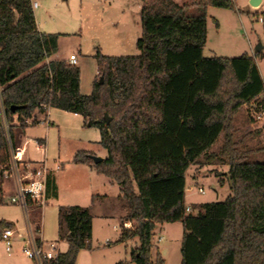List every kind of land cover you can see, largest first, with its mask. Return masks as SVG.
<instances>
[{"label": "trees", "instance_id": "16d2710c", "mask_svg": "<svg viewBox=\"0 0 264 264\" xmlns=\"http://www.w3.org/2000/svg\"><path fill=\"white\" fill-rule=\"evenodd\" d=\"M158 1L142 0L140 55L97 53L98 77L92 93L82 95L78 66L48 62L58 52L59 36L38 30L33 1L0 0V95L10 136L16 125L25 129L36 113L52 108L80 115L84 126L99 130L107 158L95 165L91 152L79 151L73 163L120 187L128 213L118 243L139 240L133 263L165 264L159 251L153 257L154 232L158 225L180 222L181 264H264V163L247 162L249 152L241 151L234 124L245 105L260 102L258 54L204 56L208 9L235 12V0ZM260 21L264 31V13ZM220 138L219 154H212ZM0 159L1 205V173L9 161L1 117ZM202 159L228 167L232 194L194 215L186 211V177ZM56 190L49 177L48 197L56 198ZM30 208L40 245L41 210ZM58 218L68 249L43 264H76L92 239L91 213L60 207ZM8 229L14 224L0 221V239Z\"/></svg>", "mask_w": 264, "mask_h": 264}, {"label": "rangeland", "instance_id": "374dc122", "mask_svg": "<svg viewBox=\"0 0 264 264\" xmlns=\"http://www.w3.org/2000/svg\"><path fill=\"white\" fill-rule=\"evenodd\" d=\"M34 1L39 6L34 10L38 30L59 36L58 52L50 60L69 62L71 55L77 58L76 66L81 70L82 95H90L93 91L98 77L95 58L97 53L108 57L140 55L136 44L142 35V0ZM172 1L185 5L192 0ZM235 4V12L208 9V41L204 56L256 57V49L260 47L262 51L256 57V62L264 77V31L260 21L261 14L264 13V0L258 8H252L250 0H235ZM253 107L254 104H247L236 115L235 138L242 142L241 151L249 152L247 162L264 163V119L257 121L253 118ZM47 115L36 113L34 116L38 117V123L32 120L25 129L18 125L13 129L17 138L20 136L23 143H29L25 148L28 147V154L32 159H41L42 154L36 151L35 146L39 140H45L43 148L46 166L59 181V199L51 198L49 204L40 209L42 234L39 237L48 243L57 242L59 253H65L67 244L62 236L66 231L61 232L59 229V209L73 206L86 208L93 220L92 239L88 247L78 254L76 264H135L131 258L135 247L139 246V240L118 243L121 222L116 213L120 208L113 199L114 192L106 183L108 179L93 173L87 165L73 163V157L79 151H91L97 157L107 158V152L97 144L100 140L99 130L84 126L81 117L59 109L52 108ZM5 126L8 130V126ZM221 144L222 138L212 154H219ZM205 162L202 159L203 165L190 167L186 177V207L194 215L203 211V205L224 202L232 194L227 182L228 167L223 163H216L218 160L208 165ZM2 183L0 221L16 223L19 233L24 236L27 233L24 213L20 207L10 203L14 185L11 181L2 180ZM99 194H108L111 199L100 201L95 208ZM29 217L31 232L37 237L31 208ZM182 239L183 228L180 222L158 225L152 240L153 257L159 251L165 264H181ZM23 246L20 240L15 239L12 252L7 253L6 244L0 239V264H31L32 261L23 253Z\"/></svg>", "mask_w": 264, "mask_h": 264}, {"label": "built area", "instance_id": "2783aa9c", "mask_svg": "<svg viewBox=\"0 0 264 264\" xmlns=\"http://www.w3.org/2000/svg\"><path fill=\"white\" fill-rule=\"evenodd\" d=\"M37 3L33 4V9H37ZM71 65L77 64V58L71 55L69 58ZM264 80V77H263ZM251 108L252 116L257 121L264 119V90L259 100ZM0 117L5 132L7 148L9 152V161L2 169L1 178L5 181H11L14 185V194L10 198V203L22 209L26 222L27 233L23 236L22 243L24 255L30 259L33 264H43L46 261L57 259L60 254L55 243L45 244L41 238V244L37 243V237L31 232V222L29 221V208L43 209L47 205V181L49 169L46 162L30 164L25 158V147H16L9 133V126L5 118V112L0 95ZM8 130H6V126ZM204 194L202 189H199ZM187 213L191 212L190 208L186 209ZM21 234L14 229H8L2 234L1 240L6 244V251L10 253L13 248V240L20 239Z\"/></svg>", "mask_w": 264, "mask_h": 264}, {"label": "crops", "instance_id": "0c3cea01", "mask_svg": "<svg viewBox=\"0 0 264 264\" xmlns=\"http://www.w3.org/2000/svg\"><path fill=\"white\" fill-rule=\"evenodd\" d=\"M33 1V4L34 3H36L34 0H32ZM262 4V3H261ZM252 48V47H251ZM254 57V56H253ZM52 60H48V62H51ZM53 61H56V60H53ZM60 61V60H59ZM258 65V64H257ZM259 69V68H258ZM260 71V70H259ZM260 74H261V72H260ZM80 86H81V83H80ZM81 90V89H80ZM50 110V109H49ZM48 113V112H47ZM43 115H47V114H43ZM74 116H79V117H81L80 115H75V114H73ZM48 116V115H47ZM81 119L83 120V123H84V119H83V117H81ZM32 120H35L36 122L35 123H38L39 122V119H38V117L37 116H34V118L32 119ZM31 120V121H32ZM13 141H14V144H15V146L16 147H25V146H27L28 144H27V141L26 142H24L23 143V140L21 141V137L19 136V138H17L16 137V133L14 134V138H13ZM99 142H100V140H99ZM99 142L97 143V144H99ZM45 140H39L38 141V145L37 146H35V149H36V151L38 152H41V159H32V158H30V156H29V154H28V147L27 148H25V158H26V160L28 161V162H30V164H38V163H40V162H43V161H45L46 162V159H45V157H44V148H43V146L45 145ZM100 146V145H99ZM88 152V151H87ZM91 152V151H90ZM93 154V153H92ZM95 154V153H94ZM95 156H97L96 154H95ZM103 159H105V158H103ZM89 167V166H88ZM89 169L94 173L95 172V170L94 169H92L91 167H89ZM96 173V172H95ZM49 177H51V179H53L54 180V182H55V185H56V188H57V197L55 198V199H59V181H58V179H57V176L52 172V171H50L49 170V175H48V178ZM108 179V178H107ZM107 185H108V187L112 190V192H114V197H113V199L115 200V202L117 203V206L120 208V211L118 212V213H116V214H119V220H120V222H121V220L124 218V217H126L127 216V213H128V211H127V204H126V202L124 201V199H123V197H122V195H121V192H120V187L117 185V184H115L114 182H112L110 179H108L107 180ZM14 187V186H13ZM13 191H14V188H13ZM4 193H5V189H4ZM47 198H48V201H47V204H49V200L51 199V197H48V195H47ZM111 198H110V196L108 195V194H99L98 195V202L96 203V205H95V208H96V206L99 204V202L100 201H108V200H110ZM96 200V201H97ZM93 204H94V200H93ZM12 223V222H11ZM12 224H14V230L16 231V232H19V228H17L18 226H17V224L16 223H12ZM121 225V224H120ZM26 228H27V222H26ZM93 231V230H92ZM21 234V233H20ZM42 238V237H41ZM135 239H137V238H135ZM18 240H20L21 242H22V240H23V235H21V238L20 239H18ZM42 241L45 243V244H49V243H55V245H56V247H57V250L59 251V246H58V243L57 242H45L43 239H42ZM131 241V240H130ZM67 244V243H66ZM138 246H136L135 247V249L137 248ZM67 249H68V245H67ZM135 249H134V251H135ZM12 250H13V248H12ZM67 251V250H66ZM7 252V251H6ZM12 252V251H11ZM8 253V252H7ZM31 264H33V262H31Z\"/></svg>", "mask_w": 264, "mask_h": 264}, {"label": "water", "instance_id": "95a60500", "mask_svg": "<svg viewBox=\"0 0 264 264\" xmlns=\"http://www.w3.org/2000/svg\"><path fill=\"white\" fill-rule=\"evenodd\" d=\"M261 3H262V0H250V6H251L252 8H258V7L261 5ZM261 51H262V48H260V47H258V48L256 49V53H257V54H261ZM99 83H100V84H103V77L100 78ZM12 109H13V111H15V108H12ZM105 118H106V120H107V123H110V122H111V119L108 117L107 114H105ZM88 126L91 127V124H88ZM90 158L92 159V161L94 162L95 165L100 164V163L103 162V160H104L103 158H101V157H97V156H95V155L90 156ZM133 253H134V251H133ZM133 253H132V254H133Z\"/></svg>", "mask_w": 264, "mask_h": 264}]
</instances>
